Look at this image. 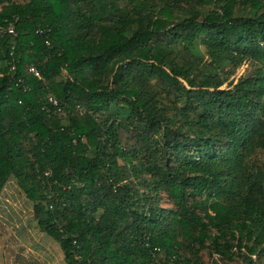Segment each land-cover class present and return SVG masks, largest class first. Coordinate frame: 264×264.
Segmentation results:
<instances>
[{
  "label": "trees",
  "instance_id": "obj_1",
  "mask_svg": "<svg viewBox=\"0 0 264 264\" xmlns=\"http://www.w3.org/2000/svg\"><path fill=\"white\" fill-rule=\"evenodd\" d=\"M12 178L66 264H264V0H0Z\"/></svg>",
  "mask_w": 264,
  "mask_h": 264
},
{
  "label": "crops",
  "instance_id": "obj_2",
  "mask_svg": "<svg viewBox=\"0 0 264 264\" xmlns=\"http://www.w3.org/2000/svg\"><path fill=\"white\" fill-rule=\"evenodd\" d=\"M34 204L16 179L0 195V264H56L51 248L35 243Z\"/></svg>",
  "mask_w": 264,
  "mask_h": 264
},
{
  "label": "rangeland",
  "instance_id": "obj_3",
  "mask_svg": "<svg viewBox=\"0 0 264 264\" xmlns=\"http://www.w3.org/2000/svg\"><path fill=\"white\" fill-rule=\"evenodd\" d=\"M251 69V63L245 64L236 74L235 78L238 79L242 75L247 74V72ZM40 230V229H39ZM33 239H36L35 243L43 246H47L51 248V254L54 256V261L56 264H66L64 260V253L60 247V245L54 241L51 237L43 233L41 230L40 232L34 231ZM204 263L205 264H219L221 263L217 257L211 258L210 256L204 254ZM232 264H246L244 261L237 259L236 262Z\"/></svg>",
  "mask_w": 264,
  "mask_h": 264
},
{
  "label": "built area",
  "instance_id": "obj_4",
  "mask_svg": "<svg viewBox=\"0 0 264 264\" xmlns=\"http://www.w3.org/2000/svg\"><path fill=\"white\" fill-rule=\"evenodd\" d=\"M8 32H9L10 34H14L15 31H14V29H13L12 27H10ZM31 72H33V73L35 74L36 77H39V78H40V76H39V74L37 73V71L32 70ZM52 102L54 103V105H57V101H56L55 99H52ZM161 264H175V263H174V261L172 260V261H169V262H167V263L164 261V262L161 263Z\"/></svg>",
  "mask_w": 264,
  "mask_h": 264
}]
</instances>
